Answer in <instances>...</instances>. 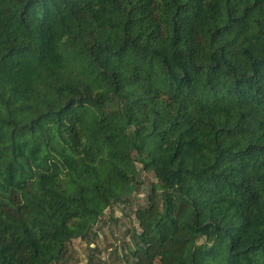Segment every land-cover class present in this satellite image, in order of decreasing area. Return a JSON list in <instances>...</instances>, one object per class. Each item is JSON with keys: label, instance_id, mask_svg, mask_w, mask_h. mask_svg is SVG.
<instances>
[{"label": "trees", "instance_id": "obj_1", "mask_svg": "<svg viewBox=\"0 0 264 264\" xmlns=\"http://www.w3.org/2000/svg\"><path fill=\"white\" fill-rule=\"evenodd\" d=\"M149 173L127 264H264V0H0V264Z\"/></svg>", "mask_w": 264, "mask_h": 264}, {"label": "rangeland", "instance_id": "obj_2", "mask_svg": "<svg viewBox=\"0 0 264 264\" xmlns=\"http://www.w3.org/2000/svg\"><path fill=\"white\" fill-rule=\"evenodd\" d=\"M142 180L141 191L127 202L116 204L106 211L95 227L97 235L92 234L87 240H74L66 260L55 264H127L124 257L126 244L131 242L137 226L134 210L146 203L147 185L155 178L149 173L143 174Z\"/></svg>", "mask_w": 264, "mask_h": 264}]
</instances>
